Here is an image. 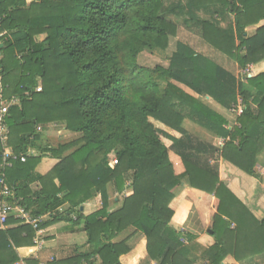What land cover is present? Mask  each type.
Returning <instances> with one entry per match:
<instances>
[{
	"label": "trees",
	"instance_id": "obj_1",
	"mask_svg": "<svg viewBox=\"0 0 264 264\" xmlns=\"http://www.w3.org/2000/svg\"><path fill=\"white\" fill-rule=\"evenodd\" d=\"M171 18L195 28L241 70L264 62V0H0L1 94L6 101L15 98L5 117L8 145L25 158L4 172L12 190L5 201L45 217L38 230L64 220L82 224L87 236V252L48 264H120L131 250L125 234L143 236L156 264H223L228 257L241 264L264 255V219L258 221L220 180L217 165L223 160L259 178L264 72L238 81L180 43L167 69L139 67L142 52L166 50L176 36ZM260 23L248 36L247 28ZM206 96L224 109L240 99L237 125L228 129L227 120L200 100ZM187 120L222 139L221 146L188 133ZM51 124L77 138L43 143L36 129ZM1 154L0 144V162ZM47 158L57 163L40 175L36 167ZM183 182L217 201L209 248L170 225L175 213L169 206ZM96 197L101 208L82 215V205ZM62 206L68 208L59 211ZM3 226L0 264H38L18 255L30 248L31 257L36 231L12 217Z\"/></svg>",
	"mask_w": 264,
	"mask_h": 264
},
{
	"label": "crops",
	"instance_id": "obj_2",
	"mask_svg": "<svg viewBox=\"0 0 264 264\" xmlns=\"http://www.w3.org/2000/svg\"><path fill=\"white\" fill-rule=\"evenodd\" d=\"M206 48L210 51H213V49L209 48L207 45ZM253 67H258L260 69L264 68V62H261ZM239 70L240 69L238 68V71ZM229 72L233 74V76L236 75L235 78L238 81L242 79L238 75V73L240 74V71L235 75L232 71ZM260 73L262 72L260 71ZM254 75L255 74H253V77ZM184 91L191 93L187 89ZM205 98L208 100V102L205 103L227 120V122L229 123V126L227 127L228 129H231L233 126L237 125L236 122L238 117L231 114L230 109L222 108L207 96ZM183 126L192 136L205 142H209L212 145H214L216 141L222 140L219 138H215L213 135H211L204 129L194 125L188 120L184 122ZM57 127H60V129L62 128V131L59 130L58 133H68V131H66L63 126L51 124L46 128H41V131L37 132L40 135L41 141L43 143L50 144V142L53 141V135L50 134L51 130L56 129ZM161 129L173 138H180V135L177 132L169 130L163 125H161ZM57 140L58 139L54 138L55 143L57 142ZM222 143H220L219 146H221ZM8 147L12 150L9 145ZM169 157L171 162L174 164L176 173H182L183 167L181 165L180 159L176 155L171 154ZM56 163L57 161L52 159H43L37 165L36 172L40 175H45L56 165ZM211 164L216 163L211 161ZM217 165L220 180L229 188V190L236 196V198L250 210V212L258 221L264 219V151L258 156L257 159L256 171L259 178L250 177L223 160H218ZM31 189L32 191L37 190L38 185L33 184L31 186ZM115 201L117 200L115 199ZM216 206L217 201L212 196L201 191L191 189L186 184V182H183L176 191L175 198L169 206V208L175 213V220L173 219L170 225L177 232H180L181 234H189L194 237L195 243L201 248H209L214 243V240L208 233V230L211 226L212 217L216 211ZM117 207V204L112 205L109 211L111 212ZM67 208V206H62L59 208V211H64ZM100 208V197H96L83 204L80 208L82 209V211H80L82 215L88 216L98 211ZM12 218H14V220H17L20 225H24L22 224L20 219L15 217ZM70 218L73 221L75 220L74 215H71ZM41 231L42 233L39 238L42 242V249L39 251L35 248L34 253L31 255V257H29L31 249L21 248L18 250V255L20 258H31L32 261L37 262L38 264H48L54 260L60 261L75 256V253L77 252L84 253L88 251L87 236L82 224L75 225L73 224V222L68 223L63 220L62 222L48 226ZM125 236L126 239H129L131 250L128 254L120 257V264H156L155 262L150 261L147 257L146 240L143 236L128 235L127 237L126 234ZM182 241L187 244L185 240ZM199 254H197V257L200 256ZM198 263L201 264L202 261H199ZM223 264L237 263H235L232 258L228 257L225 259ZM241 264H264V255Z\"/></svg>",
	"mask_w": 264,
	"mask_h": 264
},
{
	"label": "rangeland",
	"instance_id": "obj_3",
	"mask_svg": "<svg viewBox=\"0 0 264 264\" xmlns=\"http://www.w3.org/2000/svg\"><path fill=\"white\" fill-rule=\"evenodd\" d=\"M171 20L174 23H176L177 28H178L176 36L171 37L169 39L168 46H167L166 50H156L153 52H149V51L142 52L137 58V64L139 67L146 68V69H154L155 67H161V68L167 69L169 67V64H170V59L176 51L177 44L180 43V44L187 45L188 47L193 48L197 53H200L204 56L209 57L210 59H213L216 63H218L224 69H226V71H232L234 73V75L237 74V72L241 71V69L238 71V67L230 59H227L224 56L219 55L214 50L213 51L208 50L206 48V44L201 40L199 32L196 31L195 28H193V29L186 28L185 25L183 24V22H181L180 20L177 21L173 18H171ZM261 25H262V23H260L258 26L247 28V35L253 36L255 34L256 30ZM42 39H43V37H38L39 41ZM253 66H255V65H253ZM253 66H251V67H253ZM263 70H264V68L260 69L258 67H256V68L253 67L252 68V74L257 75L260 73V71L263 72ZM238 75L240 78H242V76L239 73H238ZM178 86L183 91L186 90L185 87L180 86V85H178ZM200 100L203 101L204 103L208 102V100L206 98L205 99L201 98ZM233 105H235V104H233ZM151 122L155 125V127H157L158 129H161V124H159L155 121H151ZM228 126H229V124H228ZM59 130L62 131V128L60 129V127H57L56 129L51 130L50 134L53 135V141L50 142V145L56 146V145H58V143L59 144L60 143H66V142H69V141L77 138V135L72 134L70 132H68L67 134H65V133L60 134V133H58ZM162 131H164V130H162ZM54 138L58 139L59 141L57 140V142L55 143ZM222 141L223 140L216 141L214 143V146L218 147L219 144L222 143ZM165 143H167V145L171 146V144L169 142L166 141ZM170 154L175 155L172 152H170Z\"/></svg>",
	"mask_w": 264,
	"mask_h": 264
},
{
	"label": "built area",
	"instance_id": "obj_4",
	"mask_svg": "<svg viewBox=\"0 0 264 264\" xmlns=\"http://www.w3.org/2000/svg\"><path fill=\"white\" fill-rule=\"evenodd\" d=\"M1 25V19H0ZM5 33H0V38H2ZM242 77L251 78L252 67H246L240 71ZM35 92H41V86L36 87ZM15 98H11L9 101L3 99L1 94V85H0V143L2 145V154L0 162V225L3 227L5 222L9 217H15L21 220L22 224L30 225L35 231V238L33 244L36 250L42 249V242L40 241L39 236L42 231L38 230L39 224L45 219V217L34 218L30 216L26 211L20 208L16 203L9 204L5 200L7 198H12V190L6 182L5 170L11 166V163L16 160L24 162V156L18 157L9 147H8V128L5 124V117L9 111V108L14 103ZM244 106L241 100H238L236 105H233L230 108L231 114L239 117L242 113ZM37 132L41 131L40 127H37ZM117 161H112L110 166L116 165Z\"/></svg>",
	"mask_w": 264,
	"mask_h": 264
},
{
	"label": "water",
	"instance_id": "obj_5",
	"mask_svg": "<svg viewBox=\"0 0 264 264\" xmlns=\"http://www.w3.org/2000/svg\"><path fill=\"white\" fill-rule=\"evenodd\" d=\"M1 46V45H0ZM81 211H82V209H80ZM208 233L210 234V235H212V232L210 231V230H208Z\"/></svg>",
	"mask_w": 264,
	"mask_h": 264
}]
</instances>
